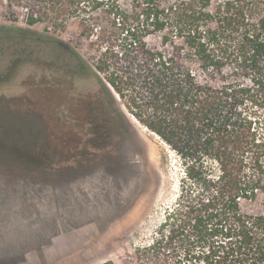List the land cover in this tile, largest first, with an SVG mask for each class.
<instances>
[{
    "label": "trees",
    "instance_id": "16d2710c",
    "mask_svg": "<svg viewBox=\"0 0 264 264\" xmlns=\"http://www.w3.org/2000/svg\"><path fill=\"white\" fill-rule=\"evenodd\" d=\"M1 7L25 11L29 26L65 29L79 19L85 39L101 18L118 33L117 46L94 64L76 54L96 95L85 150L106 152L113 129L128 122L117 95L183 159L188 180L153 244L136 250V264L177 243L190 247L188 264H264V133L251 111L264 109V0H0Z\"/></svg>",
    "mask_w": 264,
    "mask_h": 264
},
{
    "label": "rangeland",
    "instance_id": "374dc122",
    "mask_svg": "<svg viewBox=\"0 0 264 264\" xmlns=\"http://www.w3.org/2000/svg\"><path fill=\"white\" fill-rule=\"evenodd\" d=\"M81 32L79 19L29 26L25 11L0 8V264H136L182 195L183 159L117 95L128 122L108 154L85 150L96 95L76 54L94 64L118 33L103 18L90 39ZM251 111L263 134L264 109ZM189 249L144 260L188 264Z\"/></svg>",
    "mask_w": 264,
    "mask_h": 264
},
{
    "label": "bare ground",
    "instance_id": "6f19581e",
    "mask_svg": "<svg viewBox=\"0 0 264 264\" xmlns=\"http://www.w3.org/2000/svg\"><path fill=\"white\" fill-rule=\"evenodd\" d=\"M146 130H148V129H146ZM156 138H157V139H160L158 136H156ZM162 143L165 144L164 142H162Z\"/></svg>",
    "mask_w": 264,
    "mask_h": 264
}]
</instances>
